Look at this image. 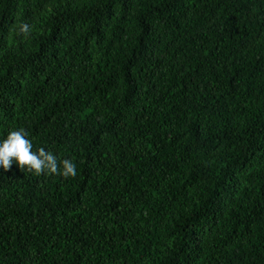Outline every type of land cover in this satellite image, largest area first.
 <instances>
[{
	"label": "trees",
	"instance_id": "16d2710c",
	"mask_svg": "<svg viewBox=\"0 0 264 264\" xmlns=\"http://www.w3.org/2000/svg\"><path fill=\"white\" fill-rule=\"evenodd\" d=\"M18 129L77 174L0 169V264H264V0H0Z\"/></svg>",
	"mask_w": 264,
	"mask_h": 264
},
{
	"label": "clouds",
	"instance_id": "9594fccd",
	"mask_svg": "<svg viewBox=\"0 0 264 264\" xmlns=\"http://www.w3.org/2000/svg\"><path fill=\"white\" fill-rule=\"evenodd\" d=\"M19 32L28 35L30 25L21 24ZM15 163L21 170L33 172L35 175H59L64 178L75 177L76 164L67 158L59 159L51 150L44 147L33 151V143L27 138L24 129L9 130L0 139V169L9 171Z\"/></svg>",
	"mask_w": 264,
	"mask_h": 264
},
{
	"label": "rangeland",
	"instance_id": "374dc122",
	"mask_svg": "<svg viewBox=\"0 0 264 264\" xmlns=\"http://www.w3.org/2000/svg\"><path fill=\"white\" fill-rule=\"evenodd\" d=\"M14 41L13 39V32L10 33L9 38H8V45H10Z\"/></svg>",
	"mask_w": 264,
	"mask_h": 264
}]
</instances>
